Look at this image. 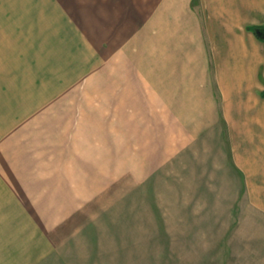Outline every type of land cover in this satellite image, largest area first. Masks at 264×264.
<instances>
[{"label":"crops","instance_id":"crops-1","mask_svg":"<svg viewBox=\"0 0 264 264\" xmlns=\"http://www.w3.org/2000/svg\"><path fill=\"white\" fill-rule=\"evenodd\" d=\"M134 11L127 99L97 93L111 84L113 8L17 12L26 28L0 29V264L58 261L105 212L119 160H134L138 181L192 160L180 178L200 198L197 223L223 197L231 228L264 214V0H134Z\"/></svg>","mask_w":264,"mask_h":264},{"label":"rangeland","instance_id":"rangeland-1","mask_svg":"<svg viewBox=\"0 0 264 264\" xmlns=\"http://www.w3.org/2000/svg\"><path fill=\"white\" fill-rule=\"evenodd\" d=\"M136 6L145 19V6ZM92 7L113 8L120 27L101 48L104 77L111 84L97 87V93L134 98V27L139 28L134 0H0V29L26 28L22 24L28 20L13 17L17 12L32 16L52 12L71 19L73 13ZM97 103L105 108L113 102ZM120 162L116 172L123 171V179L116 190L108 191L105 212L54 264H264V214L254 213L250 226L247 222L245 227L231 228L229 199L223 197L217 202L219 215L214 207L211 216L201 215L202 220L195 222L200 198L192 196L193 181L180 178L181 173L195 171L192 160L155 166L154 176L147 181L134 179V160Z\"/></svg>","mask_w":264,"mask_h":264},{"label":"trees","instance_id":"trees-1","mask_svg":"<svg viewBox=\"0 0 264 264\" xmlns=\"http://www.w3.org/2000/svg\"><path fill=\"white\" fill-rule=\"evenodd\" d=\"M260 28L256 27V30H259ZM261 31V30H260Z\"/></svg>","mask_w":264,"mask_h":264}]
</instances>
